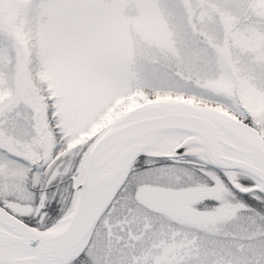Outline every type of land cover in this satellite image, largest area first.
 <instances>
[{"label":"snow or ice","instance_id":"6c2138e0","mask_svg":"<svg viewBox=\"0 0 264 264\" xmlns=\"http://www.w3.org/2000/svg\"><path fill=\"white\" fill-rule=\"evenodd\" d=\"M0 264H264V0H0Z\"/></svg>","mask_w":264,"mask_h":264}]
</instances>
